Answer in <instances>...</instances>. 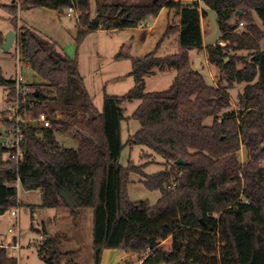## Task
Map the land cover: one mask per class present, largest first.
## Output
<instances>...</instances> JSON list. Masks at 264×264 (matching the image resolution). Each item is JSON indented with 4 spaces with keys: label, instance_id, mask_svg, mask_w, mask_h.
I'll return each instance as SVG.
<instances>
[{
    "label": "trees",
    "instance_id": "obj_1",
    "mask_svg": "<svg viewBox=\"0 0 264 264\" xmlns=\"http://www.w3.org/2000/svg\"><path fill=\"white\" fill-rule=\"evenodd\" d=\"M72 5L78 13L77 46L98 30L137 28L163 7L175 10L179 22L165 29L152 51L128 57L134 86L119 97L104 95L98 111L77 59L58 51L35 30L18 28L15 5L1 6L18 29L20 60L42 82L30 84L25 98L34 106L31 116L43 112L58 119L52 129L23 128L24 157L18 166L4 160L0 143V216L20 206L17 181L24 191H39L44 209H69L60 188L73 201V214L92 210L93 264H100L104 250L145 256L141 264H264V0H94V18L90 0H22L19 10L65 12ZM205 9L216 13L219 42L226 43L224 48H205L208 63L230 86L245 83L237 110H231L227 90L209 85L188 57L190 50H202ZM237 11L241 15L235 18ZM236 19L247 22L245 32H234ZM175 33L178 52L157 57L161 43ZM3 42L0 36V46ZM122 50L116 60L125 58ZM228 51H247L248 60L230 56L225 63ZM154 69L175 70V76L167 89L146 92L145 77ZM0 86L7 99L15 97V80H5L1 72ZM133 101L139 105L126 118L123 105ZM207 118H212L210 125H204ZM128 119L138 121L140 129L123 143L121 124ZM6 126V119L0 118V127ZM57 130L78 136L77 149L61 148L54 139ZM135 146L160 156L164 169L146 175L144 166L131 161L122 167L123 150ZM242 147L247 152L243 163L238 158ZM179 159L183 164H177ZM131 174L141 176L147 190L160 192L155 204L129 199ZM41 237L38 254L46 264L76 253L62 252L59 238L45 231ZM169 238L170 248H162ZM7 251L0 248V264H18Z\"/></svg>",
    "mask_w": 264,
    "mask_h": 264
},
{
    "label": "rangeland",
    "instance_id": "obj_2",
    "mask_svg": "<svg viewBox=\"0 0 264 264\" xmlns=\"http://www.w3.org/2000/svg\"><path fill=\"white\" fill-rule=\"evenodd\" d=\"M124 1V0H123ZM170 1V0H164ZM192 1V0H187ZM11 0H0V31L4 32L6 28L10 27L9 22L4 19L7 12L4 11L1 6L10 5ZM207 15L201 18L200 26L203 34V45H218L220 32L217 26L216 13L212 10L205 9ZM65 14V13H64ZM20 15V16H19ZM19 18L24 21L31 20L34 27L38 29L40 25L47 26L50 29L55 27L63 28L64 34L59 31L53 32L46 31V35L51 37L49 40L55 43L58 51L64 53L67 56L75 55L77 50V62L80 64V73L85 80V86L90 96L93 98V104L98 111L102 109V102L104 95L107 96H122L126 94L133 86L134 79L130 76L131 63L128 57H140L146 53L152 51L159 41L162 33L165 29L163 21H159L157 26L151 31L146 33L145 24H151V18H147L142 29L135 30H118V31H104L99 30L88 34L78 47L75 45V20L61 15L58 20H52L43 13V11H27L19 13ZM90 15L95 17V5L94 0H90ZM237 18V17H235ZM253 23L261 29L260 21L251 15ZM22 20V21H23ZM243 23V27H239V23ZM29 23H31L29 21ZM234 22L232 21V24ZM168 26H175L176 21H169ZM236 33L245 32L247 29V22L244 19L235 21ZM20 25L17 27L19 28ZM148 27V26H147ZM73 29V30H72ZM18 29H13L17 33ZM47 32L49 34H47ZM264 33V32H263ZM174 35V34H173ZM54 36V37H53ZM172 36V35H171ZM170 36V37H171ZM168 37V38H170ZM47 38V37H46ZM220 45L224 48L226 43L223 42ZM219 46V45H218ZM261 49L264 50V38L260 42ZM161 47V45L159 46ZM125 55V58L116 60L115 56L121 51ZM167 48L162 46L157 50L156 56L161 57L167 55ZM247 51H228V57L224 59L225 63L229 61L230 56L240 58V60H248ZM190 62L193 68L198 71L206 80L209 85L216 87H223L227 90L231 100V110L238 109L239 96L242 94L245 87V83L232 84L230 86L223 74L214 65L207 62L206 53L203 50H190L188 53ZM15 41L12 47L4 52L0 48V72L4 78H10L14 76L16 71L15 62ZM240 60L236 61V68L241 69L243 64ZM20 74L22 75V81L27 84L39 83L40 80L36 78L31 70L26 67L24 63H20ZM175 76V70H166L163 74H160L157 78L146 79V92H157L167 89L173 81ZM6 91L0 86V111L5 107ZM139 105V101H133L131 103H125L123 105L124 115L126 118H130L133 112ZM212 118H207L204 121V125H210ZM140 129V123L133 119H128L121 124V139L125 143L128 136L133 135ZM4 128L0 127V143H3ZM2 134V136H1ZM54 139L61 148L77 149L79 145V137L63 130H57L54 132ZM239 160L243 163L247 159V152L242 147L238 153ZM131 161L133 165L142 167V171L146 175H151L163 170L164 160L153 154L150 150L143 146H135L131 149L126 147L120 158V165L126 167L128 162ZM264 167V162L261 163ZM131 183L128 185V197L131 201H147L150 205L156 203L160 197L159 191L147 190L140 182L142 177L139 175L131 174ZM17 198L21 203L17 208L18 210V250L16 248H8V255L11 258H15L18 264H46L38 254V244L42 241L41 233L43 231L52 233L54 229H57L54 217L59 214L60 210L44 209L40 207L41 199L40 194L35 191H24L20 186L18 187ZM67 211V218L64 221L65 226L62 229H66V222L69 225V230L62 231L63 234H59V239L64 240V237L71 236L72 244L59 247L61 251H76V253L70 256L63 257L59 264H91L92 258V210L91 209H79L77 215L73 214L69 209ZM12 210V209H11ZM0 216V239H4L8 246L10 244L13 235L8 233L11 227V221L14 220L10 216V211ZM164 249H169L171 246V239L163 241L160 245ZM145 257V256H144ZM137 255L134 257L132 264H141L144 258ZM131 264V263H130Z\"/></svg>",
    "mask_w": 264,
    "mask_h": 264
},
{
    "label": "built area",
    "instance_id": "obj_3",
    "mask_svg": "<svg viewBox=\"0 0 264 264\" xmlns=\"http://www.w3.org/2000/svg\"><path fill=\"white\" fill-rule=\"evenodd\" d=\"M22 0H11V4L15 5L20 11V4ZM65 15L69 19L77 20L78 13L75 5L70 6L65 12ZM239 27H243V23H239ZM18 33H15V62H16V79H15V97L12 100L6 98L5 107L0 111V118L6 119L8 126L3 127L4 141L1 143L4 150V160L14 166H18L22 163L24 157V150L22 148L23 141V128H33V129H52L53 121L57 120V117L47 115L43 112H38L35 117L31 116L30 110L34 107L32 103H25L26 96L31 92L30 85L22 81L19 77L20 71V60L19 46L17 43ZM223 45L222 42L218 44ZM26 106V107H25ZM56 128H58L56 126ZM2 136V134H1ZM19 181H17V186ZM10 216L14 218L11 221V227L8 233L13 235L12 241L13 245L8 246L4 239H0V248H16L18 250V210L12 209ZM42 239V237H40Z\"/></svg>",
    "mask_w": 264,
    "mask_h": 264
},
{
    "label": "crops",
    "instance_id": "obj_4",
    "mask_svg": "<svg viewBox=\"0 0 264 264\" xmlns=\"http://www.w3.org/2000/svg\"><path fill=\"white\" fill-rule=\"evenodd\" d=\"M12 3V2H11ZM11 3H10V5H11ZM7 6V5H6ZM2 8V7H1ZM5 11V10H4ZM24 11V13L25 12H27V11H43V13H46V15H48V17L50 18V19H52V20H58L59 18H60V16L61 15H65L64 14V12H59L58 10H54V9H48V8H35V9H30V10H20L19 12H18V15H19V13L20 12H23ZM6 12V11H5ZM8 14V13H7ZM17 15V21H18V25H20V26H24V27H28V28H30V29H33V30H35L36 32H38V33H40L41 35H43V36H45V37H47L48 39H50L51 37H48L47 35H46V29L47 30H49V32H53V31H50V30H54V32L56 31V32H60L61 34H64V29L63 28H59V30H58V27H55L54 29L52 28V29H50V28H48L47 26H44V25H40L39 27L40 28H44V29H38V28H36V27H34V24L35 23H32V21L31 20H29L31 23H29V21H28V19H27V21H24L22 18H19V16ZM10 15L8 14V16L6 15V17L4 18V19H6L8 22H9V25H10V27H8V28H6L5 29V31L4 32H1L0 31V36L2 37V39H3V41H4V38H5V35L9 32V31H13V27H12V24L10 23ZM65 17H66V15H65ZM149 18H151V24H145L144 25V23H146V21L142 24V25H140L139 27H137V28H134V29H126V30H135V31H138L139 29H142V27L141 26H145V29L143 30V31H145L146 33H148V32H151L156 26H157V24L159 23V21H160V19H161V21H163V23L165 24V29L168 27V23H169V21H172V20H174V21H176V24L175 25H177L178 24V22H179V17L176 15V13H175V10H173V9H167V8H165V7H163L161 10H160V12H159V14L156 16V17H149ZM23 20V21H22ZM148 26V27H147ZM75 29H76V22H75ZM165 29H164V31H165ZM73 30V29H72ZM99 31V30H98ZM164 31H163V33H164ZM95 32H97V31H95ZM162 33V34H163ZM201 33H203L202 32V29H201ZM47 34H49L48 32H47ZM54 37V36H53ZM202 41H203V34H202ZM76 45V44H75ZM162 46H165L166 48H167V50H169V51H167V52H169L167 55H163V56H161L160 58H162V57H166V56H169V55H174V54H176L177 52H178V48H179V33H175L174 35H172L170 38H167V39H165L162 43H161V47ZM76 47H78V46H76ZM161 47H159V49L161 48ZM207 46H204L203 45V42H202V50L205 52V48H206ZM149 53V52H148ZM206 53V52H205ZM147 54V53H146ZM145 54V55H146ZM67 56V55H66ZM144 56V55H143ZM69 58H71V59H77V50H76V53H75V55H72V56H68ZM140 57H142V56H140ZM158 57V56H157ZM206 59H207V56H206ZM78 61V60H77ZM208 62V61H207ZM25 65H26V67L27 68H29V65L28 64H26V63H24ZM30 69V68H29ZM78 70H79V73H80V64H79V62H78ZM166 71V70H165ZM20 72V71H19ZM32 72V71H31ZM164 73V71H159L158 69H154L153 71H152V74H150L149 76H147V77H145V86H146V79L148 78V77H150V78H157L160 74H163ZM34 75V74H33ZM80 75L82 76V74L80 73ZM16 77H17V75H16V71H15V73H14V76H11L10 78H4L3 76H2V78H4L5 80H15L16 79ZM19 77L22 79V75L19 73ZM83 77V76H82ZM37 78V77H36ZM39 79V78H38ZM83 80H84V78H83ZM27 83V82H26ZM39 83H42L41 81L39 82ZM84 85H85V80H84ZM85 88H86V86H85ZM86 90H87V88H86ZM88 92V91H87ZM89 93V92H88ZM35 192H38L39 193V191H35ZM40 194V193H39ZM18 202H19V200H18ZM19 204H21L20 202H19ZM59 210H60V212H58L59 214H57L55 217H54V220H55V224L57 225V229H54V231H52V233H47V232H45L48 236H50V237H58L59 238V234H63V230H64V232L65 231H67V230H69V225H67V222H66V229H62L64 226H65V223H64V221L66 220V218H67V211L66 210H64L63 208H58ZM56 210V209H55ZM60 240V239H59ZM12 241V240H11ZM11 243H13V242H10V244ZM72 244V237L71 236H66V237H64V240L62 239V240H60V246L59 247H61V246H67V245H71ZM75 251H77V250H75ZM63 252V251H62ZM64 252H68V251H64ZM9 256V255H8ZM137 256V254L136 253H132V252H125V251H122V250H104L103 252H102V255H101V261H100V264H132L133 263V259H134V257H136ZM10 257V256H9ZM57 264H59V263H57ZM91 264H93V261H92V263Z\"/></svg>",
    "mask_w": 264,
    "mask_h": 264
},
{
    "label": "water",
    "instance_id": "obj_5",
    "mask_svg": "<svg viewBox=\"0 0 264 264\" xmlns=\"http://www.w3.org/2000/svg\"><path fill=\"white\" fill-rule=\"evenodd\" d=\"M59 12L61 13L62 11L59 10ZM240 15H241V12L240 11H237L235 13V17H238ZM14 39H15V32L14 31H9L5 35L4 42L0 46V48L4 52H7L12 47L13 42H14ZM177 164H183V162L179 159V160H177ZM58 193H59L60 197L66 202L67 207L72 210L74 208V203L70 199V197L68 196V194L64 190H62L60 188H58Z\"/></svg>",
    "mask_w": 264,
    "mask_h": 264
}]
</instances>
